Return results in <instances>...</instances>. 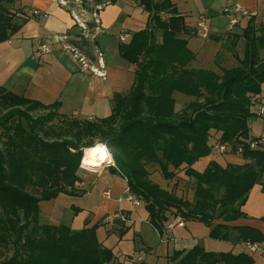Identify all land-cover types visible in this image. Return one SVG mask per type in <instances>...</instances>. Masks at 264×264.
<instances>
[{
  "label": "trees",
  "instance_id": "16d2710c",
  "mask_svg": "<svg viewBox=\"0 0 264 264\" xmlns=\"http://www.w3.org/2000/svg\"><path fill=\"white\" fill-rule=\"evenodd\" d=\"M13 2L0 0V42L10 40L28 18L21 9L11 11L2 5ZM138 2L148 13L147 27L119 47L121 57L135 68V80L127 94H114L110 116L95 120L69 116L58 130L46 129L51 120L65 116L58 112L60 102L44 105L0 86V108L20 111L11 124V117H0V264H108L115 260L112 249L98 239L100 225L72 231L39 222L41 202L60 194L84 193L77 188L83 151L97 143L107 147L113 171L127 180L130 193L143 202L150 223L160 233L170 217L181 216L211 227V239L233 245L264 242V234L255 228L227 224L247 217L241 208L255 185L264 193V148L247 145L254 139L248 121L256 116L251 97L261 100L264 90V23L257 27L250 18L242 33L245 46L238 65L218 75L192 67L195 53L188 48V38L195 32L171 0ZM84 42L72 45L81 48ZM175 94L191 98L179 112ZM22 106L56 110L31 117L21 111ZM211 132L220 133V142L234 152L242 146L248 162L223 167L210 161L203 172L194 169L198 160L212 153ZM149 166H157L165 181L179 173L193 179V198L189 201L174 188H162L151 179ZM32 180L39 192L26 190ZM216 220L220 222L214 224ZM11 247L13 253L6 258ZM169 260L171 264L254 263L245 253L209 252L198 245L175 252Z\"/></svg>",
  "mask_w": 264,
  "mask_h": 264
},
{
  "label": "crops",
  "instance_id": "0c3cea01",
  "mask_svg": "<svg viewBox=\"0 0 264 264\" xmlns=\"http://www.w3.org/2000/svg\"><path fill=\"white\" fill-rule=\"evenodd\" d=\"M61 1H66L67 6L61 5ZM83 1L15 0L16 9H21L28 18L10 40L0 42V86L44 105L60 102V114L95 120L111 115L114 94H127L132 88L135 68L121 57L119 36L122 33L131 36L145 29L148 13L138 0H104L103 4L87 0L93 9L90 5L89 9H84L80 5ZM171 1L185 18L186 26L195 32L188 38V48L195 53L191 65L198 69H207L202 65L206 62L213 66L219 53L227 50L225 47H229L232 41L238 45L243 42L245 46L242 33L251 17L258 27L264 23V0ZM233 4L247 10L250 16H239L237 25L230 30L229 19L223 10ZM202 18L206 19L207 36L198 27ZM79 23L86 29H82ZM79 40H87V43L81 48L72 45ZM42 45H50L53 50L42 53ZM260 97L264 105V90ZM251 109L255 113L256 108L252 106ZM256 116L248 121L250 136L254 138L264 133V116L257 131L251 124L257 120ZM210 161H216L223 167L248 162L229 146L226 153L213 151L201 158L198 165L195 163L193 168L203 172ZM112 167L108 163L93 173H87L81 183L84 193L80 195L60 194L51 201L41 202V222L59 225L60 222L53 219L59 221L65 212L72 216L71 225L77 231L100 225L97 236L104 246L112 249L115 255L112 264H122L125 257L134 255L143 256L142 264H171L169 257L175 252H187L197 245L209 252L245 253L254 260L253 264H264V251L251 254L244 243L233 245L211 239V227L198 221L189 224L185 220V227H175L169 234L162 227L160 233L150 223L143 202L137 206L127 199L130 192L127 180L115 173ZM178 176L186 179L183 173ZM165 182L168 184L164 186L159 181L156 183L171 190L173 185L170 188V181ZM105 191L110 193L109 198L104 197ZM241 211L246 218L227 224L252 227L264 234V222L261 221L264 217V193L260 185L251 189ZM219 222L216 220L214 224Z\"/></svg>",
  "mask_w": 264,
  "mask_h": 264
},
{
  "label": "rangeland",
  "instance_id": "374dc122",
  "mask_svg": "<svg viewBox=\"0 0 264 264\" xmlns=\"http://www.w3.org/2000/svg\"><path fill=\"white\" fill-rule=\"evenodd\" d=\"M2 5L11 11H18L15 7V0L12 4L3 3ZM80 5L84 9L85 8L89 9V5H90L91 9H93V6H91V3L87 4V0H84L82 3H80ZM21 21L22 20L20 19L19 22H21ZM79 42H81V40H79ZM86 43H87V40H86ZM243 44L244 43L242 42L240 45H238L237 43L235 44V42L232 41L229 44V47H225V49H227V50H224V51L219 53L218 57L216 58V61L213 63V66L211 65L212 63H209V62L202 63V65H204L205 68H207L208 70L214 71L218 75H221L223 69L232 68V67H235L238 65V58H240L243 55V50H244ZM261 56H263L262 53H261ZM190 100H191V98L185 97L182 94H177V96H176V104H177L176 105V111L179 112L182 109H184V107L187 105V103ZM20 109H21V111L27 112L31 117H38V116L46 115L49 112L55 113V110H56V109L44 110L41 108L32 109L30 106H22ZM0 111H1L0 117H2L4 119L9 118V117L12 118V120L9 122L10 124L13 122H16L18 117H19V114H20L19 113L20 111L16 110V109H9V110L1 109ZM65 116H61V117L58 116V117L54 118L53 120H51L49 123L46 124V129H48L49 127H54V128H56V130H58L61 127V125H63V123L70 120V118H71V117H69V115H65ZM256 117L257 118H255V119H257V120L251 123L255 131L258 130V127H260V125H261V121H263L262 117L261 118L259 116H256ZM76 119H78V118H76ZM23 123L25 124L24 121H23ZM216 143H221L220 142V135L218 133L211 132L210 145L212 147V151H211L212 153H213V151H217L215 149ZM98 144H100V143H97L96 145H98ZM86 150L87 149H84V151H83L84 155H85ZM84 155H83V159H82L81 167H80V171H79V177H80L81 181L79 182V184H77V188L80 190H83L81 188V183L83 182V179H86L87 173H91V172L93 173L97 169H100L103 166L108 165V163H110L111 160H113L112 157L110 156V161L106 162L105 164H103L101 166L93 167L92 165L88 166V165L84 164V161H83ZM212 156L215 157L216 155H212ZM198 161H200V160H198ZM198 161L196 162V164L199 163ZM148 170L150 171V175H152L154 177V178H152L153 181H155V182L159 181L160 184H163V186L166 185L167 182L164 183L165 180L162 177V175L160 174V170L157 166H149ZM176 180L178 181L177 184H173ZM169 181L171 183V184H169L170 188H172V185H173L174 192H176V194L179 197H183L184 199H187L189 201L193 198V193H194L193 191H194V187H195V182L193 179L186 180V179H181V177L177 176L176 178L169 180ZM25 188H26V190L32 191V192H36V191L39 192L40 191V188H39L37 182H35L34 180L29 182V184H27ZM67 196H77V195H67ZM70 209L72 210L71 205H70ZM75 210H77V209L75 208ZM53 220L58 222V223L60 222L59 225L67 226L72 231L78 230V229H74V227H72V225H71L72 216L67 215L65 212H63L60 215V217L58 219L59 221H57L55 218ZM193 221H197V220H188V223L189 224L193 223ZM39 222L41 224H46L45 222H41L40 219H39ZM12 253H13V248L11 247L10 250L5 253L6 254L5 257L6 258L10 257L12 255Z\"/></svg>",
  "mask_w": 264,
  "mask_h": 264
},
{
  "label": "built area",
  "instance_id": "2783aa9c",
  "mask_svg": "<svg viewBox=\"0 0 264 264\" xmlns=\"http://www.w3.org/2000/svg\"><path fill=\"white\" fill-rule=\"evenodd\" d=\"M61 5L67 6L66 1H61ZM224 15H226L229 19V29L232 30L237 25L238 17H249L250 13L240 7L239 5L233 4L228 5L223 10ZM80 27L82 29H86L84 24L79 23ZM198 27L201 29L202 34L204 36L208 35V28L206 24V19L202 18L198 21ZM131 36L128 33H122L119 36V39L122 43H126L130 40ZM53 50V48L50 45H42L41 46V52L42 53H49ZM80 62L84 64V59L80 57ZM100 76H103L102 72H99ZM251 105L256 108L255 113L259 117L264 116V105L262 101L257 96L251 97ZM247 145L250 149H260L264 148V133H262L260 136L255 137L254 139L248 141ZM229 145L228 144H222V143H216L215 149L219 151L220 153H226L228 151ZM243 147L240 146L237 149L238 154H242ZM110 164L114 166L113 160H111ZM104 197L109 198L110 193L108 191L104 192ZM127 199L131 202H133L135 205H140L141 201L138 199L135 195L131 194L129 192ZM175 227L183 228L185 227V220L181 216H175L172 217L169 221H167L163 229L164 231L169 234ZM246 250L251 254H258L263 253L264 251V242H245ZM143 263V256L142 255H134L133 257H130V259L125 260L123 264H142ZM108 264H112L111 262Z\"/></svg>",
  "mask_w": 264,
  "mask_h": 264
},
{
  "label": "clouds",
  "instance_id": "9594fccd",
  "mask_svg": "<svg viewBox=\"0 0 264 264\" xmlns=\"http://www.w3.org/2000/svg\"><path fill=\"white\" fill-rule=\"evenodd\" d=\"M91 158L96 159L98 162H103L105 159L110 158L109 150L105 145L98 144L94 148L90 149Z\"/></svg>",
  "mask_w": 264,
  "mask_h": 264
},
{
  "label": "bare ground",
  "instance_id": "6f19581e",
  "mask_svg": "<svg viewBox=\"0 0 264 264\" xmlns=\"http://www.w3.org/2000/svg\"><path fill=\"white\" fill-rule=\"evenodd\" d=\"M90 149H92V148H89L85 151L84 160H83L85 165H88V166L92 165L93 167H96V166H101V165L105 164L106 162L110 161V158L105 159L102 163L98 162L96 159H92L91 153L89 152Z\"/></svg>",
  "mask_w": 264,
  "mask_h": 264
}]
</instances>
